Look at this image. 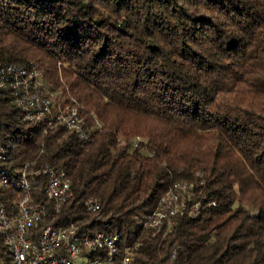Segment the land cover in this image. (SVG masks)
<instances>
[{
    "label": "trees",
    "instance_id": "1",
    "mask_svg": "<svg viewBox=\"0 0 264 264\" xmlns=\"http://www.w3.org/2000/svg\"><path fill=\"white\" fill-rule=\"evenodd\" d=\"M9 65L36 69L41 94L76 108L88 135L23 121L0 89V168L47 166L70 183L58 214L44 180L32 193L49 209L39 229L117 233L115 264L126 251L132 264L173 252L177 264H264V0H0ZM119 137L138 144L117 149ZM177 183L192 185L183 201L195 216L144 232Z\"/></svg>",
    "mask_w": 264,
    "mask_h": 264
},
{
    "label": "built area",
    "instance_id": "2",
    "mask_svg": "<svg viewBox=\"0 0 264 264\" xmlns=\"http://www.w3.org/2000/svg\"><path fill=\"white\" fill-rule=\"evenodd\" d=\"M54 1V0H53ZM39 72L16 65L0 68V89L9 91L19 109L20 117L28 123L43 122L46 119L63 126L79 139L87 140V130L76 108L67 104L53 106L40 92ZM92 116L91 113L88 114ZM94 130L100 125L94 121ZM138 140H116V148L137 146ZM6 151L0 143V161L5 160ZM44 180V195L54 214H58L71 198L70 183L62 174L43 166L33 169L28 163L16 171L0 168V240L8 248L10 264H115L120 236L117 233L95 231L83 233L76 224L53 227L40 224L49 214V209L33 203L32 193ZM191 184L177 183L165 194L155 211L141 224L144 232L156 235L166 223L186 213L195 216L197 205L189 209L184 195ZM9 195V196H8ZM2 197H8L2 201ZM87 212H96L100 204L88 199L84 204ZM119 264H132L126 251ZM167 264L176 263L173 252Z\"/></svg>",
    "mask_w": 264,
    "mask_h": 264
},
{
    "label": "rangeland",
    "instance_id": "3",
    "mask_svg": "<svg viewBox=\"0 0 264 264\" xmlns=\"http://www.w3.org/2000/svg\"><path fill=\"white\" fill-rule=\"evenodd\" d=\"M38 83H39V87L40 88H43L42 87V84H43V82H42V80L40 79V80H38ZM44 89V88H43ZM57 104H64V100H61L59 103H57ZM56 105V104H55ZM140 222H141V214H138V216H137V218H136V220H135V224H134V226H133V229H132V231L133 232H136L137 230H138V228H139V226H140Z\"/></svg>",
    "mask_w": 264,
    "mask_h": 264
}]
</instances>
